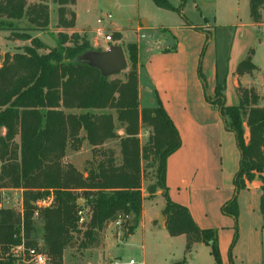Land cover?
Masks as SVG:
<instances>
[{
    "label": "trees",
    "instance_id": "1",
    "mask_svg": "<svg viewBox=\"0 0 264 264\" xmlns=\"http://www.w3.org/2000/svg\"><path fill=\"white\" fill-rule=\"evenodd\" d=\"M78 1L51 0L57 6L58 27H75L76 12L69 6ZM153 1L168 10L182 8L186 2L181 0L182 4L174 7L168 0ZM249 2L251 19L259 22L264 0ZM23 21L27 27L20 28ZM50 22L48 0H0V25L11 29L16 38L33 42L23 52H7L0 64V264H33L31 249L46 253L47 264H63L68 248L77 242L80 247H89L112 222L120 221L126 234H132L141 222L143 187L151 179L152 170L156 181L147 190L151 195L157 187L163 189L169 234L185 235L186 254L197 243L209 245L216 264H224L218 229L201 228L188 207L169 196L167 160L183 142L159 98L156 106H140L138 44L126 46L131 67L123 78L106 77L79 60L93 48L78 32L53 34V47L38 36H31L29 31H48ZM112 37L117 42L123 35L115 31ZM206 37L207 42L209 36ZM203 55L204 50L198 74L205 89ZM257 69L251 53L238 65V104L226 103L222 84L216 86L214 99L206 95L219 109L226 129L235 134L240 151L235 193L222 207L224 214L235 219L236 231L238 193L256 178L264 181L262 96L255 88L241 84L246 73ZM112 110L116 111L125 136L116 132ZM141 129L148 132L145 143L139 136ZM113 138L120 139V162L112 150H101ZM84 141L92 146L93 158L81 171L66 163L65 157L68 146L79 150ZM8 189L22 190L21 209L1 204V191ZM45 198H51L52 203L40 206L38 201ZM82 216L84 222L80 223ZM236 239L237 232L231 250Z\"/></svg>",
    "mask_w": 264,
    "mask_h": 264
},
{
    "label": "rangeland",
    "instance_id": "2",
    "mask_svg": "<svg viewBox=\"0 0 264 264\" xmlns=\"http://www.w3.org/2000/svg\"><path fill=\"white\" fill-rule=\"evenodd\" d=\"M51 8V22L48 31H29L32 37L38 36L48 46H55L56 40L52 36L59 31H68L69 33L78 32L84 36L90 46L96 50H106L107 41L103 36H98L97 28L99 18L107 25L113 22L115 28H119L124 36V42L118 41L116 44L124 45L128 43H137L139 46L140 59V83H141V104L144 107H153L157 105L151 102L154 96L155 87L152 85L155 71L150 70L152 63L151 54L154 51L164 50L166 43L158 44L161 33L168 32L169 28H176L182 23L194 25L197 29L209 36V40L204 44V55L207 46L218 47V49H227L233 46V36L236 32V42L241 44L240 51L246 49L247 54L251 53L252 61L256 64L257 70L253 73H246L243 76L241 84L248 88H255L262 96L260 104L264 106V7L261 10V19L259 22H253L250 15L249 0H186L182 8L177 10H168L157 6L153 0H81L75 5L69 6L76 11V25L72 29L64 30L57 26V6L48 0ZM174 7L182 4L181 0H168ZM111 15V18H108ZM143 19L149 21V27L143 26ZM253 22V23H252ZM106 34H111L116 29L110 25ZM20 28L27 27V22L19 24ZM140 27V30L138 29ZM138 29V30H137ZM169 29V30H168ZM120 32V31H119ZM193 32V31H192ZM144 35L145 37H142ZM190 36V35H188ZM192 40L194 37H191ZM213 38V40H212ZM239 40V41H238ZM114 41V40H113ZM168 44L174 45L176 39L170 36ZM32 39H18L13 35L11 29L5 25H0V64L7 52H23L26 46H32ZM95 46H94V45ZM127 68L118 75L111 77L123 78V73L131 67V61L128 57ZM203 55V56H204ZM247 58V56H245ZM207 61L201 63V71L205 77V89L202 81L199 79L201 87L209 97V88L216 82L215 75H226L223 93L229 97L231 94L232 72H236L232 63L226 60V66H219L217 73L215 71L216 59L212 58L213 64ZM151 60V61H150ZM168 63V62H167ZM230 65V66H229ZM238 65V64H237ZM162 66L164 67L163 63ZM235 67V66H234ZM198 74V69L195 72ZM182 83L187 79L184 70L180 72ZM159 79V76L156 75ZM154 82V81H153ZM159 86H156L158 89ZM214 99V98H213ZM217 106V104H216ZM116 119V111L112 110ZM116 132L125 136V130L116 119ZM230 133L233 148H238L235 134ZM84 134V132H83ZM217 135V134H216ZM140 138L143 143L147 141L148 132L144 129L140 131ZM209 140L207 148L213 149L216 154L218 149V138ZM102 151L112 150L114 156L120 162L122 159L121 145L119 138L107 140L101 147ZM230 150V149H228ZM236 152L239 153L236 150ZM93 158L92 146L88 141H84L79 150H74L70 146L67 148L65 162L74 164L79 170L85 171L87 162ZM151 172V169L149 170ZM88 173L85 172V176ZM259 179V178H258ZM156 181V174L152 170L151 179L144 183L143 187V214L138 228L132 234H126L125 229L120 224L112 222L97 237L89 247H80L79 242L75 246L68 248L64 253L63 264H113L116 260L123 261L135 258L138 264H216L215 258L211 253V247L205 243H197L192 252H185V235L172 236L165 227L166 216L163 212L165 198L162 195L163 189L158 188L153 194H149L147 188L152 182ZM260 181V179L258 180ZM157 183H155V186ZM154 186V187H155ZM1 204L15 209L22 208V190H2ZM84 200L80 204H84ZM161 215L163 216L161 218ZM16 264H19L16 262Z\"/></svg>",
    "mask_w": 264,
    "mask_h": 264
},
{
    "label": "crops",
    "instance_id": "3",
    "mask_svg": "<svg viewBox=\"0 0 264 264\" xmlns=\"http://www.w3.org/2000/svg\"><path fill=\"white\" fill-rule=\"evenodd\" d=\"M108 24L122 33L119 28H115L113 22ZM149 24L148 20L143 19L144 27H149ZM197 28L185 23L176 28H169L170 34L161 33L157 41L161 45L167 44L164 50L154 51L150 57V70L157 73H152L155 92L151 102L156 103L157 98L161 100L173 118L183 142L181 148L167 160L166 184L169 196L175 202L187 206L201 228L218 229L224 264H264V181H258L256 178L238 193L237 231L235 219L222 211L224 204L231 200L235 193L234 178L240 168L241 156L240 151L236 152L238 148L235 150L232 143L226 142V139L231 140L230 133L227 132L219 109L206 99V92L198 80L199 75L195 73L207 39L206 34ZM138 29L140 30V27ZM170 36L176 39L174 45L168 44ZM234 36L233 46L229 51L220 50L216 46L210 48L208 45L202 63L205 64L209 58L208 62L213 64L212 58L216 59L214 69L217 73L218 67H225L228 60L237 71L238 65L248 55L246 49L240 51L242 46L239 42L235 44ZM117 42H107L104 48ZM120 42H124V36ZM122 46L124 48V45ZM140 65L139 59V99L140 106L144 107L141 104ZM182 69L187 77L184 83L181 82ZM231 75L232 93L229 97L226 95L225 101L228 105H236L239 103V78L236 72ZM215 78L216 82L209 88L208 93L211 99L216 96V86L226 82V75L220 76L217 73ZM156 86H159L158 89ZM216 138L220 143L216 154H213V149L209 150L207 145L209 140L212 142ZM236 232L237 239L231 250Z\"/></svg>",
    "mask_w": 264,
    "mask_h": 264
},
{
    "label": "water",
    "instance_id": "4",
    "mask_svg": "<svg viewBox=\"0 0 264 264\" xmlns=\"http://www.w3.org/2000/svg\"><path fill=\"white\" fill-rule=\"evenodd\" d=\"M79 60L99 69L106 77L120 74L128 65L126 52L123 46L118 44H111L106 50L89 49Z\"/></svg>",
    "mask_w": 264,
    "mask_h": 264
},
{
    "label": "built area",
    "instance_id": "5",
    "mask_svg": "<svg viewBox=\"0 0 264 264\" xmlns=\"http://www.w3.org/2000/svg\"><path fill=\"white\" fill-rule=\"evenodd\" d=\"M108 18H111V15H108ZM98 23L100 24L99 28H97V34L98 36H103L105 38V40L107 42H112L113 41V37L111 34H106L107 32V28L104 27V22H103V18H99L98 19ZM109 24L105 25L108 26ZM142 37H145L144 35H142ZM52 203V199L51 198H45V199H40L38 201V204L40 206H47L50 205ZM80 214H82V212H80ZM84 222V217L82 216L80 218V223ZM117 224H120V221L116 222ZM29 255H30V262L33 264H47L49 261V258L47 256L46 253L44 252H39L38 250L35 249H31L29 251ZM113 264H138L137 260L135 258H130L129 260H121L118 259L116 260L115 263Z\"/></svg>",
    "mask_w": 264,
    "mask_h": 264
}]
</instances>
